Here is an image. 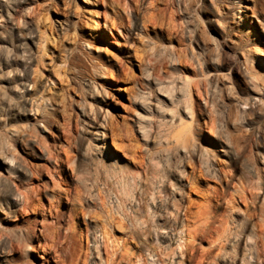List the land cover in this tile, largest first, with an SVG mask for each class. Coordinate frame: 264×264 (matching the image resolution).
Returning a JSON list of instances; mask_svg holds the SVG:
<instances>
[{"label":"rangeland","instance_id":"374dc122","mask_svg":"<svg viewBox=\"0 0 264 264\" xmlns=\"http://www.w3.org/2000/svg\"><path fill=\"white\" fill-rule=\"evenodd\" d=\"M6 1L0 264H56L42 219L67 237L58 264H184L176 243L216 199L217 264H264V0H246L240 24L227 0ZM98 69L113 71L103 88Z\"/></svg>","mask_w":264,"mask_h":264},{"label":"bare ground","instance_id":"6f19581e","mask_svg":"<svg viewBox=\"0 0 264 264\" xmlns=\"http://www.w3.org/2000/svg\"><path fill=\"white\" fill-rule=\"evenodd\" d=\"M245 1L246 0H227V2L233 5H237L239 7L238 10L232 13V20L235 24L241 23L240 20H242V18L239 15V13L242 11V7ZM9 8H10V5L6 0H0V26L2 25L1 24L2 18L5 15L8 17V19L13 18L12 14L9 13ZM92 23L94 24V26L96 25L95 28L97 31L98 29H103V27L107 29L109 28V24H107V22L102 21V16L100 15L98 10L95 11L94 17H92ZM99 24L101 25L98 26ZM12 28L17 29V27L15 26V23H13ZM25 35H26V38H29L31 40H33L37 36V34L32 28H29ZM0 53L2 54V57L4 59L9 58V55L7 54V51L4 47L0 46ZM253 53L255 57H257L258 60H260V56L264 55V49L262 47H257L255 48ZM21 60L22 62L24 61L23 59ZM111 76L113 77V71L110 72V76H109V74H107V72L104 71L103 69H98L96 70V74L94 77L95 79L92 82V85L94 84V85H99L102 87L108 82V79ZM102 112H105L107 114L108 109H105V110L100 109L99 114H101ZM85 115H87V113ZM102 116H104V114ZM96 124H97L95 125L96 131L95 130L93 131L94 135L92 137L98 142H100V140L103 139L102 136H104L105 134L104 131L101 130V128H104V125H103L104 122L99 121ZM99 145L101 146V144ZM189 147L190 145L183 139L182 140L178 139L177 141H175L174 146H173L174 151L177 154L183 155V156L188 155ZM193 152L197 156L201 155L200 149L197 147L193 148ZM2 161L7 164L9 163L10 159L8 160L7 157H3ZM183 177L184 176L179 173V178L181 182L183 181L182 179H184ZM77 178H80V177L78 176ZM181 185H183V187H188V189L190 190V192L186 193L185 190L184 191L182 190V192L178 191V187L177 189H174V192H177L178 194H180L182 198H185L187 195H190L191 193L199 191V187L197 183L193 180V178L187 179L185 182H182ZM185 193H186V196H185ZM217 200L218 199H216V202ZM208 201H209L208 205L201 204L197 212H195L194 214H192L189 205H186V207L183 206L186 208L185 209L186 212L184 213V217L186 219H188L189 217L188 214H192L196 218L195 226L188 227L186 239H184L182 242L178 241L179 243H176L177 252L180 258L182 259V261H184L183 262L184 264H217L219 261H223L224 263L228 262L229 251L226 246L221 244L220 242L221 240L216 238V235L222 225V221H219L216 219V213H215L214 206L217 203L215 202V204L212 205L213 200L212 201L208 200ZM40 221H41L42 227L39 229L38 232H35V237H37V240H39L38 238L40 236L49 238L51 240L52 242L51 243V247H52L51 258L53 259V261L56 262V264H58L60 261L67 262V255H65V246H64V243L67 238L66 235L62 234L60 230L56 229L53 226V223L47 222L45 219L44 220L42 219ZM205 243L207 244V246H205ZM30 250L38 254V259H40V261L41 259H42V262L48 261L47 253L43 251V248L41 246L34 245L30 247Z\"/></svg>","mask_w":264,"mask_h":264}]
</instances>
